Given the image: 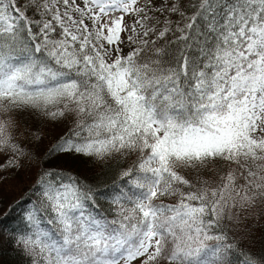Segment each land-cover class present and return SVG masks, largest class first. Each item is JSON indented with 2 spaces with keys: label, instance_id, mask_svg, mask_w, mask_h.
Instances as JSON below:
<instances>
[{
  "label": "snow or ice",
  "instance_id": "snow-or-ice-1",
  "mask_svg": "<svg viewBox=\"0 0 264 264\" xmlns=\"http://www.w3.org/2000/svg\"><path fill=\"white\" fill-rule=\"evenodd\" d=\"M21 171L24 264H264V0H0Z\"/></svg>",
  "mask_w": 264,
  "mask_h": 264
},
{
  "label": "trees",
  "instance_id": "trees-1",
  "mask_svg": "<svg viewBox=\"0 0 264 264\" xmlns=\"http://www.w3.org/2000/svg\"><path fill=\"white\" fill-rule=\"evenodd\" d=\"M60 131L53 128L45 129L47 134L45 144H48ZM59 163L65 164L64 161ZM66 166L88 176H96L99 173V169L93 168L86 162L69 161ZM110 178V176L100 175L101 180ZM31 183L32 177L27 172L21 171L13 173L9 179L0 184V233H3L0 238V264H24V258L14 250L10 234L19 224L20 208L26 197L30 195L26 189Z\"/></svg>",
  "mask_w": 264,
  "mask_h": 264
}]
</instances>
